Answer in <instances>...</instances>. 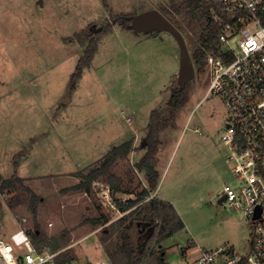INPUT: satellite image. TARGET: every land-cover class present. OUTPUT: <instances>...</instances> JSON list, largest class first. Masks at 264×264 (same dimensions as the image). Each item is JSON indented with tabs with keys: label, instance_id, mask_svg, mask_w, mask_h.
<instances>
[{
	"label": "rangeland",
	"instance_id": "1",
	"mask_svg": "<svg viewBox=\"0 0 264 264\" xmlns=\"http://www.w3.org/2000/svg\"><path fill=\"white\" fill-rule=\"evenodd\" d=\"M183 1L0 0V179L17 171L42 197L34 218L29 201L19 204L29 198L24 190L0 193V237L8 239L19 222L28 231L38 225V240L80 264H125L129 244L145 253L142 264H160L162 249L166 264L179 263L192 248L250 250L248 218L219 200L235 175L222 139L227 107L208 93L210 68L199 69L192 56L207 21L176 12L173 3ZM148 9L160 10L181 31L195 67L188 101L161 130L153 159L160 180L152 193L173 208L162 207L149 229L137 212L115 203L137 198L148 185L140 161L150 116L154 109L171 111L178 79L180 47L170 32H135L116 21ZM104 27L109 30L99 32ZM83 32L96 38L97 50L73 87L90 41H80ZM126 141L131 152L112 168L119 190L104 178L91 194L73 188L78 171ZM100 216L109 220L91 221Z\"/></svg>",
	"mask_w": 264,
	"mask_h": 264
},
{
	"label": "built area",
	"instance_id": "2",
	"mask_svg": "<svg viewBox=\"0 0 264 264\" xmlns=\"http://www.w3.org/2000/svg\"><path fill=\"white\" fill-rule=\"evenodd\" d=\"M203 1L220 26L217 53L206 50L208 93L220 95L229 113L222 139L235 183H225L222 195L230 206L243 210L251 241L247 253L224 244L192 248L177 264H264V0ZM64 250L35 243L20 227L8 239L0 237V264H80Z\"/></svg>",
	"mask_w": 264,
	"mask_h": 264
},
{
	"label": "trees",
	"instance_id": "3",
	"mask_svg": "<svg viewBox=\"0 0 264 264\" xmlns=\"http://www.w3.org/2000/svg\"><path fill=\"white\" fill-rule=\"evenodd\" d=\"M173 8L176 12L187 14L188 16L197 17L200 19L206 18V24L204 25L200 36V45L196 47L193 51L192 56L199 69H204L206 67V50H213L217 53L218 50V33L220 31V26L211 19L210 15V5L203 0H184L179 5L173 3ZM167 12H169L166 9ZM200 11V12H199ZM130 15L119 16L117 17V22H126L130 23L131 19L127 18ZM109 30L108 27L101 28L99 32H104ZM92 33L83 32L78 35L81 42H84L86 39H90L87 48L85 49L84 55L79 59L76 71L72 74L73 87L76 86L77 81L82 77L83 69L91 65L94 54L97 50V40L95 37H92ZM188 101L187 85L184 88H180L178 80L173 84L172 92L169 98V105L171 111L166 114L160 109H154L150 116V122L148 125V134L144 140V145L147 147L146 153L143 155L140 161V166L143 170L146 171L148 185L144 187L137 198H129L127 201H122L121 199L115 198V203L118 208L122 210H129L137 212L138 221H141L148 229L152 227L157 222L158 217L161 214V208L165 207L167 204L171 208L173 205L169 201L158 198L157 196L150 197L152 191H154L160 179V174L156 169L155 162L153 161L155 155L158 152L159 144H161L160 133L164 126L175 117V111L180 109ZM132 150V141H126L120 145L114 146L109 150L103 157L97 161V164L92 167H88L85 170L77 172V176L81 177V180L73 186L74 189L79 191H84L88 194L93 193L94 182L104 178L108 182L109 186L113 190H119L120 178L115 177L112 173V168L115 165L116 161L123 157L127 156ZM26 179L19 176L17 171L7 179H0V193L5 192H16L20 189L24 190L29 195V198L19 201V204L22 202L29 201L28 208L30 209L31 214L34 218H37L38 212L40 209V204L42 203V197L38 195L30 186L26 183ZM22 197V196H21ZM148 201L145 199L148 198ZM12 207V206H11ZM13 208V207H12ZM136 218V217H135ZM108 216H100L91 221L95 224L101 223L102 221H108ZM157 224V223H156ZM33 241L37 244L46 243L45 239H39L40 232L38 225L33 231H28ZM130 243V242H129ZM128 242L126 244H129ZM128 250L125 248L126 262L125 264H142L143 257H146L143 252L142 256L137 254L134 246L132 244ZM191 243L189 246H192ZM164 250H161V255L158 260L160 264H166L164 257ZM67 258L68 257L67 255ZM114 262V261H113ZM113 264H117L114 262Z\"/></svg>",
	"mask_w": 264,
	"mask_h": 264
},
{
	"label": "water",
	"instance_id": "4",
	"mask_svg": "<svg viewBox=\"0 0 264 264\" xmlns=\"http://www.w3.org/2000/svg\"><path fill=\"white\" fill-rule=\"evenodd\" d=\"M131 28L135 32L168 31L176 39L180 47V67L178 71V83L184 88L194 77L195 67L187 42L179 29L158 9H148L139 14L130 15ZM226 199V195L220 197V202Z\"/></svg>",
	"mask_w": 264,
	"mask_h": 264
},
{
	"label": "crops",
	"instance_id": "5",
	"mask_svg": "<svg viewBox=\"0 0 264 264\" xmlns=\"http://www.w3.org/2000/svg\"><path fill=\"white\" fill-rule=\"evenodd\" d=\"M176 72V71H175ZM201 101H202V99H201ZM200 102V101H199ZM64 103V102H63ZM112 149V148H111ZM21 177H23V176H21ZM75 177L78 179V181H77V183L81 180V177H79V176H77V174L75 175ZM23 178H25L26 179V177H23ZM27 180V179H26ZM160 180V179H159ZM101 181H99V180H97L95 183H94V186H95V184H99ZM76 183V184H77ZM152 195L154 196V194L152 193ZM156 196V195H155ZM20 223V222H19ZM18 223V225L16 226V228L12 231V232H10V234H9V237L11 236V234L15 231V230H17L18 228H20V227H23L22 226V224H19ZM28 230V229H27Z\"/></svg>",
	"mask_w": 264,
	"mask_h": 264
}]
</instances>
